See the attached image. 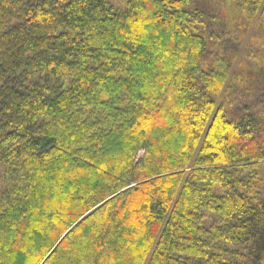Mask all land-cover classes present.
<instances>
[{
  "label": "trees",
  "instance_id": "1",
  "mask_svg": "<svg viewBox=\"0 0 264 264\" xmlns=\"http://www.w3.org/2000/svg\"><path fill=\"white\" fill-rule=\"evenodd\" d=\"M0 264H264V0H0Z\"/></svg>",
  "mask_w": 264,
  "mask_h": 264
},
{
  "label": "rangeland",
  "instance_id": "2",
  "mask_svg": "<svg viewBox=\"0 0 264 264\" xmlns=\"http://www.w3.org/2000/svg\"><path fill=\"white\" fill-rule=\"evenodd\" d=\"M234 37L232 39H234ZM259 37H261V32L257 29L256 25H252L250 30H248L246 38L242 39L246 45V47L243 49V53H244V51L245 52L246 51L252 52L254 49H256V47H257L256 45L260 41ZM253 44H255V46H253ZM253 53H254V51H253ZM141 154H142V152H141Z\"/></svg>",
  "mask_w": 264,
  "mask_h": 264
}]
</instances>
